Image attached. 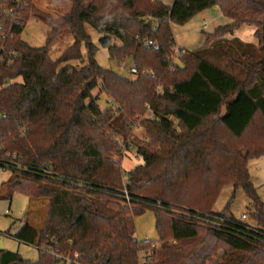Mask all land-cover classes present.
I'll list each match as a JSON object with an SVG mask.
<instances>
[{
    "label": "trees",
    "instance_id": "1",
    "mask_svg": "<svg viewBox=\"0 0 264 264\" xmlns=\"http://www.w3.org/2000/svg\"><path fill=\"white\" fill-rule=\"evenodd\" d=\"M69 1L71 12L34 47L22 39L32 0H0V157L29 168L13 166L12 191L46 204L39 229L4 234L36 248L55 239L83 264H264V205L249 171L264 156V0ZM216 7L229 23L202 32L204 45L174 61L173 26ZM89 25L136 75L98 64ZM245 25L257 46L228 38ZM64 32L75 42L53 60ZM225 57L239 73L212 62ZM102 95L112 105L102 108ZM116 137L143 160L126 174L114 160L125 154ZM228 186L245 191L251 222L228 215L229 204L215 211ZM148 208L158 241L139 242L135 218ZM39 255L36 264H60ZM0 264L33 263L3 250Z\"/></svg>",
    "mask_w": 264,
    "mask_h": 264
},
{
    "label": "rangeland",
    "instance_id": "2",
    "mask_svg": "<svg viewBox=\"0 0 264 264\" xmlns=\"http://www.w3.org/2000/svg\"><path fill=\"white\" fill-rule=\"evenodd\" d=\"M92 1L84 0V4L87 6ZM165 2L171 3L173 0H166ZM32 3L35 11L30 14L22 39L34 47H43L47 42V35L52 29V20L61 19L69 14L71 12V2L69 0H32ZM204 20V17L198 15L183 26H173L176 42L174 61L178 62L182 53L181 50L192 51L204 45L205 38L202 32L211 28L209 21H207L208 25H204ZM86 31L93 43L98 47L96 53L98 64L104 69H111L117 74L131 79L133 75L130 73L129 67L134 64L133 61L127 60L124 62L125 66H123V64L113 60L108 50L100 45L101 35L90 25L86 26ZM74 42L75 40L70 32H64L51 45L49 56L53 60H57ZM81 54L84 60H87L85 43L81 45ZM212 62L229 73L237 74L240 72V67L226 57L221 60H212ZM71 64L79 67L82 61L75 60ZM99 101L102 108L112 105V101L105 95H102ZM133 131L136 138L146 139V131L143 129L135 127ZM114 160L121 163V168L125 174L136 166L143 164V160L137 156L135 148L130 151L127 150L122 158L115 156ZM249 171L251 181L264 205V156L259 159H253L250 162ZM14 177L11 171L0 168V238L3 240L4 249L19 253L23 259L30 260L33 263L38 260V249L35 246L20 243L14 238L5 235L4 232L10 231L11 235H15L24 224H29L32 228L39 229L46 217V204L41 200H32L19 191L13 192L10 181ZM124 178H126V175ZM228 204L230 206V211L227 212L228 215L241 220L245 214L248 216L247 221L251 222L249 219L250 202L244 190L241 188L235 189L232 186L225 187L216 202L215 211L218 213L223 211ZM135 224V240L139 242L158 241L156 213L153 209L148 208L142 216L136 217ZM2 234L3 236H1ZM149 255L150 253L141 254V260L144 261Z\"/></svg>",
    "mask_w": 264,
    "mask_h": 264
},
{
    "label": "built area",
    "instance_id": "3",
    "mask_svg": "<svg viewBox=\"0 0 264 264\" xmlns=\"http://www.w3.org/2000/svg\"><path fill=\"white\" fill-rule=\"evenodd\" d=\"M154 1H162V0H154ZM207 23L204 22V25H206ZM148 47H152V46H156L155 43L153 42H149L147 44ZM123 66L124 62L122 63ZM129 71L132 75H136L138 72V69L136 67L135 64H133L132 66L129 67ZM116 143L119 145V147H121L122 153L126 152L128 150V146L126 141H124L122 138H115ZM9 157V156H7ZM13 166H16V168L18 169H22L24 171H28L29 168L27 166H23L20 163L15 161V157H13L11 160L9 159H4L0 157V168L2 167L4 170H9L11 171ZM46 172L48 174L53 175V173L51 172V170H49V168H47ZM215 218V217H214ZM218 219V218H215ZM241 220L245 221L247 220V216L243 215ZM3 236V234L1 235ZM56 245V240L55 239H51L49 244H42L40 246L37 247L38 251H40L42 254L47 255V256H51L53 258H55L56 260H58L60 262V264H83L80 260H81V256L82 254L79 253H74V254H62L60 252V250L56 249L55 247Z\"/></svg>",
    "mask_w": 264,
    "mask_h": 264
},
{
    "label": "crops",
    "instance_id": "4",
    "mask_svg": "<svg viewBox=\"0 0 264 264\" xmlns=\"http://www.w3.org/2000/svg\"><path fill=\"white\" fill-rule=\"evenodd\" d=\"M199 16L204 17V19H205L204 22H206L207 25H208L207 21H209V23H210L209 25L211 26V28H210V30L205 31V32H209V33H212L216 27L229 23V21L223 17V15H222V13L218 7L213 8L212 10L204 11V12L200 13ZM254 32H255L254 27L245 25L242 28H240L239 30H236L233 33V35H229V39L230 38H238L241 41H243L244 43L246 42V43H250V44L257 46L258 40L255 37ZM181 51H183V50H181ZM4 250H6V249H4ZM14 253H16V252H14ZM39 257H40V255H39ZM39 257L37 258L38 260L33 262V264H36L39 261V259H40ZM28 261H30V260H28Z\"/></svg>",
    "mask_w": 264,
    "mask_h": 264
},
{
    "label": "water",
    "instance_id": "5",
    "mask_svg": "<svg viewBox=\"0 0 264 264\" xmlns=\"http://www.w3.org/2000/svg\"><path fill=\"white\" fill-rule=\"evenodd\" d=\"M4 250V244L2 238H0V252Z\"/></svg>",
    "mask_w": 264,
    "mask_h": 264
}]
</instances>
